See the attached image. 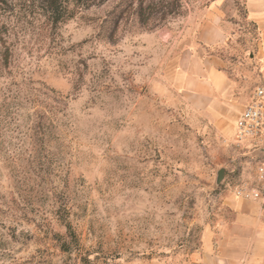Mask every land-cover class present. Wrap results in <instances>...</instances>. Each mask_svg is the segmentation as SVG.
I'll use <instances>...</instances> for the list:
<instances>
[{"label":"rangeland","instance_id":"obj_1","mask_svg":"<svg viewBox=\"0 0 264 264\" xmlns=\"http://www.w3.org/2000/svg\"><path fill=\"white\" fill-rule=\"evenodd\" d=\"M141 1H0V264H197L231 201L264 204L224 111L264 84L247 0ZM209 60L242 82L218 120L183 88Z\"/></svg>","mask_w":264,"mask_h":264},{"label":"crops","instance_id":"obj_2","mask_svg":"<svg viewBox=\"0 0 264 264\" xmlns=\"http://www.w3.org/2000/svg\"><path fill=\"white\" fill-rule=\"evenodd\" d=\"M247 14L255 22L261 32L256 57L261 60V76L264 78V0H247ZM214 24V22H213ZM207 28L216 30V25ZM213 34H208L205 28L201 33L203 40L212 42ZM217 36V33H215ZM213 38V39H212ZM198 75V76H196ZM189 89L192 96L203 102V112L210 118L218 120L223 112V105L230 101L238 85L219 65L209 60L203 63ZM244 81V79H243ZM241 103H231L226 114L237 110L236 120L239 118L243 107ZM234 114V113H233ZM235 120V123H236ZM234 123V124H235ZM235 127V126H234ZM264 204L260 201L236 198L229 204L231 210L230 220H224L218 227H208L203 232L202 244L194 254L197 264H264Z\"/></svg>","mask_w":264,"mask_h":264},{"label":"built area","instance_id":"obj_3","mask_svg":"<svg viewBox=\"0 0 264 264\" xmlns=\"http://www.w3.org/2000/svg\"><path fill=\"white\" fill-rule=\"evenodd\" d=\"M235 139L238 146H264V84L255 89L253 99L242 110L236 124ZM258 180L264 181V160L258 163ZM236 193L239 197H262V189L258 187L238 186Z\"/></svg>","mask_w":264,"mask_h":264},{"label":"trees","instance_id":"obj_4","mask_svg":"<svg viewBox=\"0 0 264 264\" xmlns=\"http://www.w3.org/2000/svg\"><path fill=\"white\" fill-rule=\"evenodd\" d=\"M0 1H4V0H0ZM49 1V6L51 8V10L56 14L58 20L64 15L63 12L61 11L62 8H61V4H62V0H48ZM73 1V0H72ZM78 3L82 2V0H76ZM146 1H150L153 5H156L158 2L156 0H142L140 5H141V8L145 9L147 7H143V4L146 2ZM184 7V5H183ZM144 11H147V10H144ZM151 13V12H149ZM4 43V42H3ZM5 45V43H4ZM9 51H8V48H6V50L2 51V49L0 48V58L4 61V62H8L9 60ZM70 227V226H69ZM72 233V232H71Z\"/></svg>","mask_w":264,"mask_h":264},{"label":"water","instance_id":"obj_5","mask_svg":"<svg viewBox=\"0 0 264 264\" xmlns=\"http://www.w3.org/2000/svg\"><path fill=\"white\" fill-rule=\"evenodd\" d=\"M264 151V146L260 149V151ZM223 175H224V171L223 170H221L220 172H219V179L221 180L222 178H223Z\"/></svg>","mask_w":264,"mask_h":264}]
</instances>
